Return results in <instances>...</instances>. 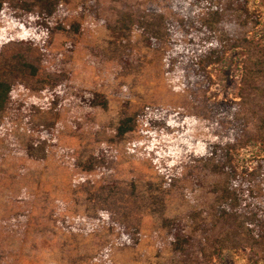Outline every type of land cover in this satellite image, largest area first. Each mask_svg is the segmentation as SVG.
Returning a JSON list of instances; mask_svg holds the SVG:
<instances>
[{
	"label": "rangeland",
	"instance_id": "obj_1",
	"mask_svg": "<svg viewBox=\"0 0 264 264\" xmlns=\"http://www.w3.org/2000/svg\"><path fill=\"white\" fill-rule=\"evenodd\" d=\"M0 1L14 12L32 0ZM217 2L238 12L236 0ZM246 8L255 18L243 26L239 38L245 39L204 71L195 70L191 57L166 56V37L186 39L181 27L170 25L179 17L170 0H67L66 12L57 17L63 29L40 33L31 46L0 43V75L13 80L10 102L41 101L38 91L53 86L43 81L67 80L108 98L107 108L96 107L89 117L58 102H38L29 116L14 120L7 110L0 115L1 264H264V252L241 224L245 216L221 213L230 180L223 169L226 152L239 172L254 171L264 158V144L255 139L264 137V81L255 78L248 103L233 104L241 100L247 41L264 44V0H247ZM120 11L132 14L123 26ZM113 27L122 29L113 36ZM142 30L159 44L147 46ZM225 35L216 30L219 41ZM90 49L101 64L87 61ZM17 55L38 68L41 80L16 79L5 71ZM147 105L194 116L192 135L215 143L217 156L203 165L162 161L172 177L162 174L142 150L148 129L143 119L122 140L115 137L118 120ZM46 128L54 145L39 134ZM32 141L47 147L43 160L5 152L6 143L23 147ZM257 172L252 196L264 206V178ZM154 196L162 200L165 217L185 222L191 236L186 256L173 254L167 229L152 216ZM120 233L138 242L124 245Z\"/></svg>",
	"mask_w": 264,
	"mask_h": 264
},
{
	"label": "trees",
	"instance_id": "obj_2",
	"mask_svg": "<svg viewBox=\"0 0 264 264\" xmlns=\"http://www.w3.org/2000/svg\"><path fill=\"white\" fill-rule=\"evenodd\" d=\"M67 0H32L23 1L20 10L7 12L0 1V19L5 22L4 27H0V43L4 44L8 40L31 46L42 32H53L63 29L64 26L58 21L59 14L66 12ZM171 5L177 8L179 17L176 22H171L173 30L181 27L186 36L185 40L166 37V42L170 46L167 58L191 57L196 71H204L209 66L220 63L226 56L229 48L239 47L238 40L242 34L243 26L255 17L246 8L247 0H236L238 12L234 13L223 7L217 0H170ZM206 11L207 16L200 15L201 10ZM120 24L126 20H132L129 11H120ZM223 29L226 33L225 40L219 41L216 36L217 29ZM72 29L77 32L79 24L74 23ZM115 36L122 27L110 28ZM141 34L147 46H156L159 41L150 37L146 31ZM245 74L240 84L239 96L241 100L235 101V106H242L249 102V93L257 89L255 78L264 81V44L247 41L245 45ZM13 64L4 65L5 71L13 78H26L41 80L37 77L38 68L26 62L21 55L13 57ZM87 61L93 65L101 64L100 56L93 49L87 53ZM7 68V69H6ZM53 84L51 88L40 89L38 93L42 95L41 101H27L23 103H13L9 101L13 92V80L0 75V115L7 110L9 119H16L19 116H29V108L38 102L46 106L49 102L57 103L58 106H70L89 117L96 107L106 109L108 106L107 96L100 91L90 90L77 85L71 80L64 83L43 81ZM264 93V89L262 90ZM250 93V94H251ZM137 119H143L146 126L147 139L142 143V150L156 163L158 170L169 179L167 166L162 165V161H175L185 159L190 164H204L213 159L218 154L217 145L203 138H196L192 135L196 125V119L190 114L174 111L161 106L147 105L143 109L132 115L123 116L118 120L115 137L122 140L126 133L133 130ZM264 123V113L261 115ZM159 133H162L160 136ZM42 138L48 139L51 145L55 144L53 131L50 128L40 131ZM255 137L261 144H264V137ZM5 152L11 151L13 154L22 155L28 158L43 160L47 154V147L35 143V141L25 143L23 147H16L12 144L4 146ZM40 150L39 153L37 151ZM102 154L106 153V148H101ZM227 164L223 166L230 176L229 184L223 192V206L221 213L224 215L243 214L245 219L241 221L246 235L253 240L255 247L264 252V206L254 201L252 196L254 178L257 176L264 178V158L258 160L254 171H237L231 163V153L226 152ZM86 168L91 169L88 163ZM191 178L195 173L190 171ZM264 187V180L262 182ZM148 190H152V184L148 183ZM156 205L151 209L152 216L160 220L161 226L167 229V235L172 242V252L176 256L189 254L191 247V236L187 231L184 221L169 218L163 215V202L157 196L153 197ZM129 233H120L118 240L124 245H134L138 242L135 239L130 241ZM213 254H218L221 250ZM3 263L0 258V264ZM183 264H187L186 261Z\"/></svg>",
	"mask_w": 264,
	"mask_h": 264
}]
</instances>
